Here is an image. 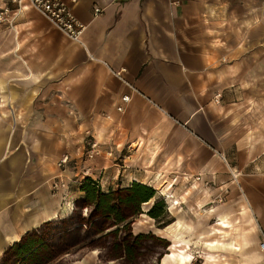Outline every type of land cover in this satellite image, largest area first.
<instances>
[{"label":"crops","instance_id":"obj_1","mask_svg":"<svg viewBox=\"0 0 264 264\" xmlns=\"http://www.w3.org/2000/svg\"><path fill=\"white\" fill-rule=\"evenodd\" d=\"M74 14L80 42L27 4L0 25V258L69 215L89 168L106 191L190 185L171 225L147 209L134 224L169 242L158 264H264L263 1L80 0Z\"/></svg>","mask_w":264,"mask_h":264},{"label":"trees","instance_id":"obj_2","mask_svg":"<svg viewBox=\"0 0 264 264\" xmlns=\"http://www.w3.org/2000/svg\"><path fill=\"white\" fill-rule=\"evenodd\" d=\"M79 188L82 196L65 219L26 234L5 251L0 264L59 263L79 248L99 250L96 264H101V258L102 264H158L168 254V241L132 230L133 219L144 214L142 206L155 198L154 188L133 182L127 188L106 191L90 177H84ZM145 215L154 221L156 229H164L174 221L168 219L164 203L158 200Z\"/></svg>","mask_w":264,"mask_h":264},{"label":"built area","instance_id":"obj_3","mask_svg":"<svg viewBox=\"0 0 264 264\" xmlns=\"http://www.w3.org/2000/svg\"><path fill=\"white\" fill-rule=\"evenodd\" d=\"M80 0H10L8 5L0 10V25L11 24L15 14H18L27 4L40 17L47 21L55 30L60 32L66 39L72 42H80L84 27L76 18L74 10ZM116 1V0H112ZM93 16H100L103 12L102 8L93 7ZM218 97H220L218 95ZM123 102L128 101V97L122 98ZM217 103V101L215 100ZM121 108H118L120 111ZM100 155V151L95 143L89 145L86 153L87 159H93ZM69 162V157L64 156L58 163L59 167L66 165ZM84 177L91 175L89 168L83 172ZM199 180V178H197ZM59 184H53V189L56 190ZM73 205L71 207L72 211ZM260 252H264V240L259 244Z\"/></svg>","mask_w":264,"mask_h":264},{"label":"rangeland","instance_id":"obj_4","mask_svg":"<svg viewBox=\"0 0 264 264\" xmlns=\"http://www.w3.org/2000/svg\"><path fill=\"white\" fill-rule=\"evenodd\" d=\"M262 1H263V6H264V0H262ZM263 27H264V19H263ZM147 186L154 188L156 190V195H155V198L152 199V202L151 203H149V204L147 203L148 205H143L142 206V212H143L144 209H147L148 210L155 201H157V200L158 201H162L164 203V208L166 210V213L169 215V216L167 215L168 216V219H169V218H174V216L176 214L175 211L173 209H171V208H173L172 206H174L173 205V201H174V199L176 197H177V199L179 201L181 200V197H182L183 198L182 200H183L184 203H187V204H190L191 203V194H192V191L189 190L190 189V185H188V186L185 185L183 187H179L180 188L179 194L176 195V196H174V195L172 196L173 198L175 197L174 199H170L172 197H169L168 195L166 196L165 193H161L159 191L160 190V187H158L156 184H154V185H148L147 184ZM81 196H82L81 194L78 195L75 198V201L77 199H79ZM73 205H74V203H73ZM139 217L140 216H137V218L133 219V223H132V230H133V232L136 233L138 231H140V232L142 231L143 233H151L152 231H150V230H152V229L148 228L150 225H146L147 223H145V225H143L144 223L138 224V226H145V228H141V229H138V227H136V225L134 226V224H137V222H140L141 221V219ZM151 225L154 226V221L151 222ZM95 250H97V249H95ZM91 251H93V250L86 251L84 249L81 250L79 248V249H76V250L72 251L70 254L62 257L61 258V261L59 263H57L55 261L52 264H72V263H75L77 261H81L85 257V255H87ZM165 252H166V250H165ZM99 253H100V251L97 250V255H96L94 264H96L98 262ZM102 263H103V260L101 258V264ZM152 264H155V261Z\"/></svg>","mask_w":264,"mask_h":264},{"label":"bare ground","instance_id":"obj_5","mask_svg":"<svg viewBox=\"0 0 264 264\" xmlns=\"http://www.w3.org/2000/svg\"><path fill=\"white\" fill-rule=\"evenodd\" d=\"M71 211V210H70Z\"/></svg>","mask_w":264,"mask_h":264}]
</instances>
